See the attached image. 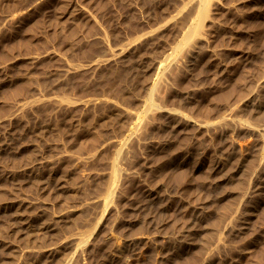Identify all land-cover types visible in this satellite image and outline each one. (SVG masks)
Wrapping results in <instances>:
<instances>
[{
  "label": "rangeland",
  "instance_id": "374dc122",
  "mask_svg": "<svg viewBox=\"0 0 264 264\" xmlns=\"http://www.w3.org/2000/svg\"><path fill=\"white\" fill-rule=\"evenodd\" d=\"M0 264H264V0H0Z\"/></svg>",
  "mask_w": 264,
  "mask_h": 264
}]
</instances>
